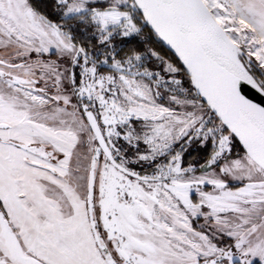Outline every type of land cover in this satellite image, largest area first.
I'll return each instance as SVG.
<instances>
[{
  "label": "snow or ice",
  "instance_id": "6c2138e0",
  "mask_svg": "<svg viewBox=\"0 0 264 264\" xmlns=\"http://www.w3.org/2000/svg\"><path fill=\"white\" fill-rule=\"evenodd\" d=\"M56 7L93 30L104 55L31 0H0V264H264V102L245 94L264 98V0ZM145 30L178 58L164 71L188 78L183 98L170 97L179 110L157 103L144 79L159 87V74L141 72L139 54L113 51L116 36ZM194 140L211 142L200 167L218 171L183 165ZM201 217L210 231L193 227Z\"/></svg>",
  "mask_w": 264,
  "mask_h": 264
},
{
  "label": "trees",
  "instance_id": "16d2710c",
  "mask_svg": "<svg viewBox=\"0 0 264 264\" xmlns=\"http://www.w3.org/2000/svg\"><path fill=\"white\" fill-rule=\"evenodd\" d=\"M31 2L38 8L40 12L45 14L50 21L53 23H59L64 27L65 31L71 29L72 35L74 36L75 42L77 44L83 43L88 47L89 51L95 53L100 58H103L104 52L103 49L97 45L96 48H92L91 43H94V31L88 30L86 25H80L78 21H67L61 19L62 10L57 9L56 0H31ZM114 48L113 51L116 54L117 59H126L128 56L133 53L139 54L142 59L138 62L139 70L142 72L144 69H148L153 73L159 74L160 85L157 87L156 82L145 78L144 80L148 81L152 86L157 87L158 89L164 90L172 95H177L180 98H183L184 93L180 91L181 88L187 89L190 87L189 81H181V85L175 87V90L172 89L171 83H165V78L170 76L164 75L159 66L156 65L155 59L151 56V51H155L159 54L160 57L170 59L174 62L175 65L180 66L179 62L173 57V55L168 51V49L154 36L149 35V30H145L143 35H134L128 38L116 36L112 41ZM136 69H133L135 71ZM101 72L109 73L110 67L108 65H103L100 67ZM182 75L183 72H181ZM139 78V77H137ZM160 102H163L162 99H159ZM200 141L194 140L191 144L184 145L183 156V165L187 167L188 165L195 166L196 172L199 171V166L205 164L209 159L212 153V145L210 141L203 146H200ZM181 143H178L173 148V153L181 149ZM242 150L237 143L234 141L233 151L231 156L234 154L236 156L238 153H241ZM232 156V157H234ZM145 172V171H144ZM209 188V187H207Z\"/></svg>",
  "mask_w": 264,
  "mask_h": 264
},
{
  "label": "rangeland",
  "instance_id": "374dc122",
  "mask_svg": "<svg viewBox=\"0 0 264 264\" xmlns=\"http://www.w3.org/2000/svg\"><path fill=\"white\" fill-rule=\"evenodd\" d=\"M134 35H135V34L130 35V36H128V37H131V36H134ZM121 37H122V36H121ZM128 37H125V38H128ZM151 52H152V51H151ZM151 52H150V53H151ZM151 56H152V55H151ZM152 57H153V56H152ZM32 58H33V59L36 58L34 53L32 54ZM41 58L44 59V60H58V57H57L56 55H54V54L51 55V56H49V55L46 54V55H44V56L41 57ZM153 58H154L155 61H156V62H155L156 65L159 66V68H160L161 71L164 73V75H166V76H170V77H168V78H165L164 82H165V83H167V82L171 83V85H173V86L171 87L172 89L175 90V87L180 86V85H176V84L172 83V80H173V79H179L180 81H183V82H184V81H186V82L188 81V78H187L185 75H182V73L176 74V75L174 76L173 74H170V73L164 71V67H165V65H164V63H163L162 61H168V62H171V63L174 64V62H172L170 59H167V58H164V57H161L162 60H161V59H157L156 57H153ZM174 65H175V64H174ZM176 66H177V65H176ZM64 67H66V65H63V64H62V66H61V71L64 70ZM101 73H102V74H105V75L108 74V73H106V72H101ZM75 74H76V77H77V83H78V78H79V74H80V69H79L78 67L75 69ZM137 79H139V78H137ZM160 81H162V80H160ZM63 83H64V87L67 89V93H66V94H70V93H71V89L68 87V80L66 79ZM144 83H146V84H148V85H150V86L152 87L153 93H156L157 91L159 92V98L157 99V103H159V104H161V105H163V106H169V107H172V108H174V109H176V110H179V107H178L177 105H175L173 102H171V100H170V97L172 96V94H170V93H168V92H166V91H164V90L158 89L157 87L152 86V85H151L148 81H146V80H144ZM41 86H42V85H41ZM179 98H180V97H179ZM159 99H162L163 102H160ZM73 101L75 102V97H73ZM136 128H137V129H140V128H141V124H140V123H136ZM118 143H120V144H124L125 146H127L126 142L123 141L122 138H121V140H120ZM210 143H211V142H210ZM177 144H178V143H177ZM177 144L173 145V148H174ZM199 144H200V146H202V145H201V142H199ZM211 145H212V144H211ZM140 147H141V150H142V151H143V149L145 148V146L143 145L142 142H141ZM133 151H134V150H133ZM232 156H234V154H233ZM234 157H236V156H234ZM234 157H233V158H234ZM168 158L170 159V157H168ZM158 159H159L161 162H164V160H165L164 157H160V158H158ZM220 163L222 164V163H224V161H220ZM205 164H206V163H205ZM205 164H203V165H205ZM133 167L135 168L136 171L141 172L142 174H150V173L154 170L153 167H150V166H148V165H143V166H141V165H134ZM204 170H208V171L216 170V171H218V168H215V166H214V169H203V170H202L201 167L199 166V171L196 172L195 174H197V175H201V174H203ZM144 171H145V172H144ZM228 183H229V186H230V187H233V188L239 185V182H234V181H231V180H229ZM205 190H206V191H211V187L209 186V188H206ZM191 223H192L193 227H194L195 229H197V230L204 229L205 231H210L209 226L205 225L204 219H203L202 217L199 218V219H193V220L191 221ZM215 242L218 243V244H221L222 246H226V245L229 243L227 237H224L223 240H216Z\"/></svg>",
  "mask_w": 264,
  "mask_h": 264
},
{
  "label": "water",
  "instance_id": "95a60500",
  "mask_svg": "<svg viewBox=\"0 0 264 264\" xmlns=\"http://www.w3.org/2000/svg\"><path fill=\"white\" fill-rule=\"evenodd\" d=\"M162 44L163 42L160 41ZM164 45V44H163ZM168 51L173 55V57L178 61V58L175 56V53L170 49L168 48V46L164 45ZM179 62V61H178ZM245 94L250 98L252 99L254 102H257V103H261V102H264V98H261L259 97L257 94H255L253 91L251 90H246ZM238 143V141H237ZM240 146V145H239ZM241 150H242V146H240Z\"/></svg>",
  "mask_w": 264,
  "mask_h": 264
}]
</instances>
